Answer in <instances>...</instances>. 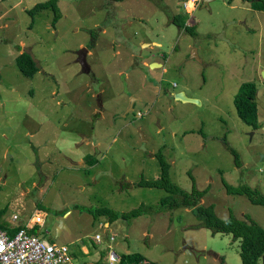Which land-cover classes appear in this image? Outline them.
<instances>
[{
  "label": "rangeland",
  "instance_id": "obj_1",
  "mask_svg": "<svg viewBox=\"0 0 264 264\" xmlns=\"http://www.w3.org/2000/svg\"><path fill=\"white\" fill-rule=\"evenodd\" d=\"M47 1H0V228L42 214L35 235L67 247L69 264H108L110 251L150 264H242L240 240L205 228L194 207L164 206L182 196L146 184L161 179L162 154L173 184L204 192L199 206L264 228V207L224 185L264 195V0H199L191 13L188 0H57L28 12ZM24 49L40 67L33 78L16 63ZM250 82L258 130L236 109ZM100 208L142 214L109 228ZM61 220L69 229L57 238Z\"/></svg>",
  "mask_w": 264,
  "mask_h": 264
},
{
  "label": "trees",
  "instance_id": "obj_2",
  "mask_svg": "<svg viewBox=\"0 0 264 264\" xmlns=\"http://www.w3.org/2000/svg\"><path fill=\"white\" fill-rule=\"evenodd\" d=\"M0 1L4 2L7 0ZM56 1L57 0H49L47 2L40 3L28 12L33 14L35 12L50 8L55 9ZM112 1L121 2L123 0ZM251 1L259 2V0ZM173 21L181 29L190 31L192 33L195 31L194 26L190 27L187 25V18L185 16H176ZM16 63L22 74L28 78H33L36 73H39L40 71V67L36 65L31 56L26 54V52H23V54L16 58ZM235 103L240 119L254 130L260 129L256 84L251 82L243 84L236 95ZM158 157L162 165V177L159 181L149 182L146 185L149 187L164 188L173 195L182 196L180 201L173 197L165 198L162 204L164 206L170 207L171 209L178 207H194V213L200 219L202 225L205 228L210 229L214 234H232L237 240H240V258L242 264H259L260 261H263L264 263V228H262L250 217H246L244 220H240L235 216H232L228 219H221L216 215L213 205L208 207L199 206L200 200L204 196V192L194 190L192 194H189L173 184L170 176L171 165L167 163L162 154H160ZM224 185H226L229 194L245 195L254 205L264 207L263 194L252 190L248 186L235 187L226 181H224ZM141 211L135 210L129 213L117 214L109 208H100L94 213L96 217L108 216L109 224L111 225V223L117 221L120 217H123L124 219L139 217L142 214ZM22 228L23 227H19L17 229L9 228L4 230L13 236ZM36 228H38V226L30 230V233L36 234ZM143 261L146 260L140 255H128L121 256V261L119 264H139ZM101 264H104V262H101Z\"/></svg>",
  "mask_w": 264,
  "mask_h": 264
},
{
  "label": "built area",
  "instance_id": "obj_3",
  "mask_svg": "<svg viewBox=\"0 0 264 264\" xmlns=\"http://www.w3.org/2000/svg\"><path fill=\"white\" fill-rule=\"evenodd\" d=\"M199 0H188L185 8L188 12L196 9ZM192 5V7H191ZM191 9V10H189ZM192 11V12H193ZM188 25V24H187ZM190 26V25H188ZM191 27V26H190ZM17 219V217H15ZM33 226L27 225L15 235L9 234L0 228V264H69L72 261L71 251L65 246L57 247L42 240L38 235L30 233L35 226L44 225V216L38 215L33 218ZM111 242L115 236L109 233ZM97 242L102 243L101 235L97 236ZM121 257L113 251L109 252V264H119ZM138 264V263H132ZM139 264H150L143 261Z\"/></svg>",
  "mask_w": 264,
  "mask_h": 264
},
{
  "label": "water",
  "instance_id": "obj_4",
  "mask_svg": "<svg viewBox=\"0 0 264 264\" xmlns=\"http://www.w3.org/2000/svg\"><path fill=\"white\" fill-rule=\"evenodd\" d=\"M182 1H185V0H182ZM206 3H207V0H205L204 3H203L204 7L206 6ZM88 56H89V50L81 51L80 54H79V62L82 64V66L84 67V69H85V71L87 73H89L91 71V68L89 67L88 60H87ZM263 76H264V74H263ZM176 99L180 100V101H183V102L199 103L196 100H192V99L186 98L184 93L177 94ZM134 105H135V103L132 104V107H130V109L128 111H132L133 108H134ZM64 228L65 229H69V227H67L65 225V221L61 220V225H60V227L58 229L57 236H56L57 238L60 235L61 230L64 229Z\"/></svg>",
  "mask_w": 264,
  "mask_h": 264
},
{
  "label": "crops",
  "instance_id": "obj_5",
  "mask_svg": "<svg viewBox=\"0 0 264 264\" xmlns=\"http://www.w3.org/2000/svg\"><path fill=\"white\" fill-rule=\"evenodd\" d=\"M24 50H25V49H24ZM20 54H23V51H22V52H20ZM90 54H91V52H90V50H89V55H90ZM88 57H89V56H88ZM158 64H160V66H162V67L164 66V65H163V64H161V63H158ZM158 64H156V65H157L156 67H159V65H158ZM176 96H177V95H176ZM138 100H139V99H138ZM138 100H136V101H138ZM142 100H143V98H142ZM130 107H132V105H128V107L126 108V109H127V111L130 109ZM134 107H135V105H134ZM128 112H130V111H128ZM93 161H95V160H93ZM73 163H74V164H77L78 166H79V165H80V166H81V165H85V163H84V162H82V163H80V162H79V163L73 162ZM30 226L32 227V226H33V224H32V225H30ZM106 226L110 228V224H107ZM25 227H26V226H25ZM35 227H36V226H35ZM14 228H15V229H17L16 227H12V229H14ZM107 233H108V235H109V233H111V231H110V230H108V231H107ZM90 253H91V252H90V251H89L87 248H85V256H88V255H90ZM105 261H106V262H108V264H109V257H108V258H106V259H105ZM102 263H103V261H102ZM98 264H101V263H99V262H98ZM104 264H105V263H104Z\"/></svg>",
  "mask_w": 264,
  "mask_h": 264
},
{
  "label": "bare ground",
  "instance_id": "obj_6",
  "mask_svg": "<svg viewBox=\"0 0 264 264\" xmlns=\"http://www.w3.org/2000/svg\"><path fill=\"white\" fill-rule=\"evenodd\" d=\"M191 7H192V5H191ZM156 66H157V65L155 64L154 67H156Z\"/></svg>",
  "mask_w": 264,
  "mask_h": 264
},
{
  "label": "flooded vegetation",
  "instance_id": "obj_7",
  "mask_svg": "<svg viewBox=\"0 0 264 264\" xmlns=\"http://www.w3.org/2000/svg\"><path fill=\"white\" fill-rule=\"evenodd\" d=\"M25 50H26V49H25ZM25 50H24V52H26V54H27V50H26V51H25Z\"/></svg>",
  "mask_w": 264,
  "mask_h": 264
}]
</instances>
